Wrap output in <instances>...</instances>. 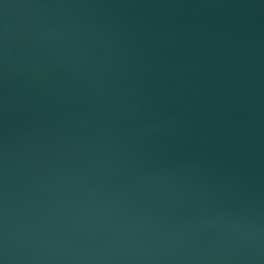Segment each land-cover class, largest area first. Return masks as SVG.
Listing matches in <instances>:
<instances>
[{
    "label": "water",
    "instance_id": "water-1",
    "mask_svg": "<svg viewBox=\"0 0 264 264\" xmlns=\"http://www.w3.org/2000/svg\"><path fill=\"white\" fill-rule=\"evenodd\" d=\"M0 264H264V0H0Z\"/></svg>",
    "mask_w": 264,
    "mask_h": 264
}]
</instances>
